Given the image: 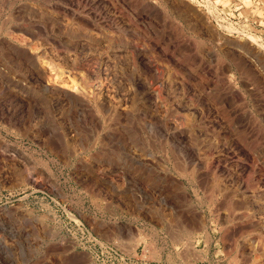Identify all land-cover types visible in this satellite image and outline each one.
I'll return each instance as SVG.
<instances>
[{"label":"rangeland","instance_id":"374dc122","mask_svg":"<svg viewBox=\"0 0 264 264\" xmlns=\"http://www.w3.org/2000/svg\"><path fill=\"white\" fill-rule=\"evenodd\" d=\"M210 20L0 0V264H264V52Z\"/></svg>","mask_w":264,"mask_h":264},{"label":"built area","instance_id":"2783aa9c","mask_svg":"<svg viewBox=\"0 0 264 264\" xmlns=\"http://www.w3.org/2000/svg\"><path fill=\"white\" fill-rule=\"evenodd\" d=\"M193 1L206 8L210 21L220 23L264 52V0H231L228 4L222 0Z\"/></svg>","mask_w":264,"mask_h":264},{"label":"bare ground","instance_id":"6f19581e","mask_svg":"<svg viewBox=\"0 0 264 264\" xmlns=\"http://www.w3.org/2000/svg\"><path fill=\"white\" fill-rule=\"evenodd\" d=\"M47 82H48V81H47ZM62 83H63V82H62ZM76 83H77V82H76ZM62 85H63V84H62ZM82 85H84V84H82ZM98 86H99V85H98ZM94 88H95V87H94ZM69 89H71V88H69ZM89 90H90V89H89ZM74 91H75V90H74ZM82 93H84V92H81V94H82ZM81 94H80V95H81ZM90 94H91V93H90ZM78 95H79V94H78ZM82 97H84V96H82ZM93 97H94V96H93ZM79 98H80V97H79ZM85 98H86V97H85ZM90 98H91V97H90ZM92 99H93V98H92ZM93 100H94V99H93Z\"/></svg>","mask_w":264,"mask_h":264}]
</instances>
